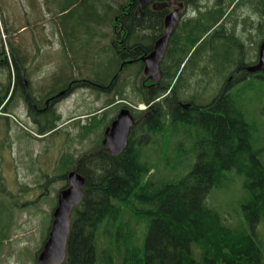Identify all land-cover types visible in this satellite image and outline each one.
<instances>
[{
  "label": "trees",
  "instance_id": "trees-1",
  "mask_svg": "<svg viewBox=\"0 0 264 264\" xmlns=\"http://www.w3.org/2000/svg\"><path fill=\"white\" fill-rule=\"evenodd\" d=\"M182 1L196 11V16L183 21V27L178 28L182 32L179 40L184 39L185 43L175 42L172 64L162 68L160 85L151 90L132 87L138 101L131 103H144L148 107L132 110L136 125L131 129L126 148L112 156L98 141L89 152L78 157H60L61 179L75 167L85 177L83 199L70 214L63 264H264V240L259 230L264 225V159L262 148L256 144V125L246 118L248 112L238 101L245 87L236 95V111L226 106L221 97L206 114L187 115L175 104L180 96L173 98L169 94L172 89L184 88L187 76L191 79L198 76V63L191 56L187 59V55H191V49H195L192 56L199 53L202 46L199 39L204 38L203 44L210 41L211 53L219 42L226 45L233 41L235 47L243 44L231 37L232 29V35H222L224 23L215 26L235 0L213 3L207 9L199 7V0ZM244 2L250 1L237 0L231 10L243 7ZM135 3L136 0H126L114 18L120 23L125 16L126 35L132 34L134 38L138 30H146L145 22L139 26L128 17L133 15ZM255 9L262 18V22L255 23L257 32L264 38V0ZM116 40L117 35L111 51L108 49L109 67L117 60L120 62ZM6 41L15 59V48L10 40ZM25 47L23 42L17 45L18 50ZM204 67L200 70H205ZM72 79L60 86L70 84ZM78 81L82 82L72 81L71 89L81 86ZM122 87H114V94L126 100ZM114 101V97L110 98L106 106ZM54 126L50 124L42 132L47 133ZM90 131L84 128L81 137ZM231 172L241 177L245 193L243 200L237 202L236 223L227 222L205 203L212 189L228 184ZM46 183L47 186L49 180ZM12 218L7 219L10 226ZM38 253L33 258L34 264Z\"/></svg>",
  "mask_w": 264,
  "mask_h": 264
},
{
  "label": "rangeland",
  "instance_id": "rangeland-1",
  "mask_svg": "<svg viewBox=\"0 0 264 264\" xmlns=\"http://www.w3.org/2000/svg\"><path fill=\"white\" fill-rule=\"evenodd\" d=\"M249 1L251 3L244 2L243 7H236L230 10V13V8L225 11L223 23L226 31L223 32L228 35L231 34V29L233 30L234 37H231L243 42L244 52L248 53L245 58L251 61L256 60L258 46L263 38L257 32L255 24L262 22L259 11L255 9L260 0ZM125 2L126 0H0V45L4 44L1 46L5 51L8 49L6 40H10L11 32L18 34L19 42L26 46L24 51L33 52L30 67H36L35 72L40 70L44 76L42 84L45 86V92L62 88L61 83L70 77H73L70 82L78 80L79 75L96 80H88L94 85L87 87V90L72 91L73 93L63 97L57 104L56 111L60 114L56 115L55 125L58 127L52 133L40 142L32 141L31 138L20 141L15 139L14 165L0 166V172L4 171L6 174V178L0 182V264H34L33 258L42 247L50 229L56 195L66 183L65 179L59 177L60 157H78L84 152H89L101 141L107 118H112L116 113L115 110L96 112L107 105V99L114 97V93L109 95L107 90L102 92L95 86V82L108 87L118 82L113 87L123 86L122 95L126 97L125 101L130 104L131 101H138L136 92L132 91V87L139 84L137 77H131L134 68L122 71L114 80L118 72V60L111 67L106 64V59L111 56L108 49L111 51L110 45L121 26L114 18ZM211 4L212 1L205 3L208 5L205 6L206 9L211 7ZM243 18L247 20L244 21ZM29 23L30 26L19 30L22 25ZM39 33L42 38L37 43L35 35ZM136 34L138 37L139 32ZM130 38L133 39L134 36ZM200 41L202 46L199 47V53L192 57L194 63L201 61L204 55L209 57L213 54L210 41L207 44H203L204 38ZM217 45L213 51L216 52V63H222L226 54L228 57L238 55L234 47L227 49L221 42ZM38 47L42 48L40 55H37ZM212 63L215 64L214 59L205 61L207 70L211 68ZM225 74L226 72H223L222 75L212 77L209 71L204 82L207 91L199 94L200 98H204L203 94H207L206 97L214 94V88L217 91L218 82L222 81ZM192 82L195 89H201L202 81ZM241 86L239 83L238 89ZM238 101L248 112L246 118L256 125V144L262 148L261 156L264 159V81L254 79L248 91ZM95 112L96 119H93L92 123L90 115ZM19 122L27 127L22 121ZM47 124H54V121L47 120L45 125ZM93 124L95 126L92 127ZM84 128H90L91 131L81 137ZM176 158L178 157L175 153L174 159ZM189 159L190 162L194 161V157ZM229 179L224 187L212 189L205 203L221 214L227 222L236 223L239 219L237 202L243 200L245 193L241 177L231 172ZM9 216L13 217L11 226L7 222ZM259 230L264 240V225H261ZM140 231L142 232L141 228Z\"/></svg>",
  "mask_w": 264,
  "mask_h": 264
},
{
  "label": "flooded vegetation",
  "instance_id": "flooded-vegetation-1",
  "mask_svg": "<svg viewBox=\"0 0 264 264\" xmlns=\"http://www.w3.org/2000/svg\"><path fill=\"white\" fill-rule=\"evenodd\" d=\"M210 1H213V3L215 4L225 2V0H199L198 5L200 8H202V6L204 7L205 3H210ZM161 2H165L169 4V6L161 9L153 8L154 4ZM179 5H181V7L178 21L175 24L174 29H172L171 31L172 34L170 33L171 36L169 35L170 38H167V48H165L163 57L161 59L162 63L161 60L158 63V67L161 63L159 69L162 70L164 66L168 67L172 64L175 42L178 41L185 43L184 39L182 40L180 38L179 40V35L182 34V32L181 30H178V28H180V26L183 27L184 23L182 22L193 17L192 14L195 11L185 1L152 0L145 6L141 7L140 15L136 16L135 12L138 7L136 0L133 15L128 17L135 21L139 26L145 22L146 30L142 32L138 30L139 36L131 39L130 37L133 36L132 34L126 35L127 33L126 28H124V18L120 21V24H122L121 30H119V32L116 31L115 33L117 35L116 41L120 47V62L118 67L119 72H121L126 67H130L132 69L134 68L131 77H137V80L139 81L138 85L144 87L145 89L151 90L156 88V86L160 85V81L163 78V73L161 72V76L157 81H152L148 75L144 74L145 65L147 63L143 61V58L148 56L155 49L156 43L164 34L166 16L171 11L177 9ZM125 15H128V13H126ZM221 30L226 31L224 25L223 29ZM223 36L228 35L227 33H223ZM234 45L236 44L232 41L229 44H226L225 47L227 49H229L230 46L234 47L238 54L236 55V57H234L233 55L228 57L226 54L224 57L226 59L223 58L222 63H216V52L211 54L209 57H206L205 55L202 56V60L198 62V76H194L193 79H191L190 76H187V85L184 88L178 89L177 91L172 89V91L169 93L170 95H172L173 98L175 97V95L180 96V99L176 100L175 104L187 115L206 114V112L212 108L214 101L220 100L221 97L224 98L223 102L226 106H230V109L232 108L235 110L237 102L236 95L238 93V84L240 83L242 84V86L248 87L255 78L264 77V72L252 73L248 70V67L254 65L257 62V57L256 60L251 61L246 59L245 57L248 55V53L244 52L243 45L239 44L236 47ZM179 52H181V50L178 51V53ZM9 55L10 51L5 52L2 46L0 45L1 167L3 164H5L6 166L14 165V143L16 142L15 139H18L20 141L27 140V138H31L32 141L36 142L44 140L45 133H43L42 131L46 127L45 121L53 120L55 122L56 115L60 114L58 111H56L57 104L63 99V97L67 96L69 92L72 91V84H68L63 88L59 89L58 91L51 90L45 92L44 84H42L44 76L42 75L40 70L35 72L37 70L36 67H34L33 69L25 63L20 62L19 64L17 59L14 61V58ZM187 59L185 60L183 65L186 63ZM207 59L209 61L214 59L215 64L212 63V66L209 70H207V67L205 70H200V68L205 66V61ZM219 65L221 68L220 71ZM207 71H210V75L212 77L216 76L217 74L222 75L223 72H226V74L224 75L222 81L220 83L218 82L219 85L217 91L216 88H214V94H211L208 97H206L207 94H203L204 98L201 99L199 94H202L207 91L206 85L204 84L205 76L208 74ZM193 80H195V83L199 80L200 82L202 81V87L200 90L195 89L194 83L192 82ZM95 83V86L100 88L102 92L107 90L108 93L109 89L111 88V86L108 87L103 86L102 84L98 85L97 82ZM93 85L94 84H92L91 86ZM60 91L62 93H60ZM120 102L121 101L116 100L108 107H118L119 111L121 107H123V103L121 102V104ZM116 114L112 116L110 120L109 117L107 118L108 120L106 122L104 131H106L107 127H109L112 120L115 119ZM14 118L17 121H22L24 124H26L27 127L24 126L26 129L21 128L19 125H17L14 121ZM4 177L6 178V174L4 173V171L0 172V182L3 181Z\"/></svg>",
  "mask_w": 264,
  "mask_h": 264
},
{
  "label": "water",
  "instance_id": "water-1",
  "mask_svg": "<svg viewBox=\"0 0 264 264\" xmlns=\"http://www.w3.org/2000/svg\"><path fill=\"white\" fill-rule=\"evenodd\" d=\"M152 0H138V7L135 15H140V8ZM169 6L167 3H156L154 9H161ZM181 5L170 12L165 18L164 34L156 43L155 49L145 58L144 74L148 75L152 81H157L161 72L158 63L163 57L166 41L172 29L178 21ZM264 70V40L260 44L258 52V62L250 67L249 71ZM134 125V118L130 111L122 108L106 129L102 144L108 149L112 156L119 155L127 146L130 128ZM68 187L61 190L57 196V204L52 213L51 228L48 237L43 244L38 256V264H62L66 258L67 236L70 230V212L78 205L83 198V186L85 178L76 169L67 174Z\"/></svg>",
  "mask_w": 264,
  "mask_h": 264
},
{
  "label": "crops",
  "instance_id": "crops-1",
  "mask_svg": "<svg viewBox=\"0 0 264 264\" xmlns=\"http://www.w3.org/2000/svg\"><path fill=\"white\" fill-rule=\"evenodd\" d=\"M122 6H124V5H122ZM30 22H31V20H30ZM31 24L29 23V24H25V25H22V27L21 28H19V30L20 29H24V28H27L28 26H30ZM37 26H39V25H37ZM36 26V27H37ZM36 29V28H35ZM12 35V39H10V42H11V44H12V48H15V54L14 55H16L19 59H20V61H21V63H25V64H27L28 66H30V63H31V57L33 56V52L31 51V52H26V51H24V48H21L20 50H18V48H17V45H19L20 44V42H19V40H20V38H18L19 36H18V34L17 33H13V32H11V34H10V36ZM115 36H116V34H115ZM41 36H40V33L38 34V35H35V40H36V42L38 43L39 41H41ZM35 40H34V43H36L35 42ZM8 42V41H7ZM113 43H114V40H113ZM112 43V44H113ZM41 44H42V42H41ZM41 51H42V48H40V47H38V49H37V55H40L41 54ZM116 52L118 53V51L116 50ZM120 55V54H119ZM27 66V67H28ZM121 73H122V71H121ZM71 78H73V77H71ZM77 80V79H76ZM78 80H83V81H86V80H91V79H89V78H87V77H82V75H79V79Z\"/></svg>",
  "mask_w": 264,
  "mask_h": 264
},
{
  "label": "bare ground",
  "instance_id": "bare-ground-1",
  "mask_svg": "<svg viewBox=\"0 0 264 264\" xmlns=\"http://www.w3.org/2000/svg\"><path fill=\"white\" fill-rule=\"evenodd\" d=\"M86 1H87V0H86ZM97 1H98V0H97ZM113 2H114V1H113ZM113 2H112V3H113ZM161 3H162V2H161ZM163 3H164V2H163ZM93 4H94V3H93ZM114 5H115V4H114ZM88 6H89V5H88ZM92 6H93V5H92ZM87 8H88V7H87ZM91 8H92V7H91ZM105 8H106V6H105ZM107 8H108V7H107ZM64 9H65V8H64ZM92 10H93V8H92ZM108 10H109V9H108ZM108 10H107V11H108ZM89 12H90V11H89ZM92 12H93V11H92ZM92 12H90V13H92ZM88 14H89V13H88ZM89 15H90V14H89ZM166 15H167V14H166ZM166 15H165V16H166ZM97 16H98V15H97ZM97 16H96V17H97ZM92 17H93V16H92ZM124 18H125V16H123L122 19H124ZM91 19H92V18H91ZM101 19H102V17H101ZM93 20H94V19H93ZM101 24H102V23H101ZM99 25H100V24H99ZM115 27H116V26H115ZM100 28H101V27H100ZM173 29H174V28H173ZM100 30H101V29H100ZM101 32H102V30H101ZM101 34H102V33H101ZM156 34H157V33H156ZM171 34H172V33H171ZM97 35H98V34H97ZM99 35H100V34H99ZM170 36H171V35H170ZM153 37H154V35H153ZM153 37H152V38H153ZM169 38H170V37H169ZM168 41H169V40H168ZM200 42H201V41H200V39H199V43H200ZM187 47H188V46H187ZM2 48H3V46H2ZM166 48H167V47H166ZM3 49H4V48H3ZM194 50H195V49H194ZM194 50L191 49V51H190L191 55L188 54V55H187L188 58H189L190 56H191V58L193 57V56H192V53H193ZM5 52H9V50H8V49H5ZM147 55H148V54H147ZM9 56H10V55H9ZM13 56L15 57V59H17V61H18L19 64H20V62H21L20 59H19L16 55H13ZM141 57H142V56H141ZM10 58H11V57H10ZM15 59H13V60L15 61ZM129 59H132V58H129ZM194 60H195V59H194ZM195 62H197V61H195ZM14 63H15V62H14ZM161 63H162V60H161ZM161 63H160V64H161ZM160 64H159V67L161 66ZM181 64H182V63H181ZM21 65H22V64H21ZM160 70H161V69H160ZM162 70H163V69H162ZM162 70H161V72H162ZM180 71H181V67H179L178 72H177V75L180 73ZM162 73H163V72H162ZM252 73H253V72H252ZM120 74H121V72H119V70H118V72L116 73V76L114 77V80H115ZM163 75H164V74H163ZM176 78H177V77H176ZM112 79H113V78H112ZM143 81H144V80H143ZM154 83H155V82H154ZM160 83H161V82H160ZM149 85H150V84H149ZM151 85H152V84H151ZM155 85H156V84H155ZM178 85H179V84H178ZM164 86H165V85H164ZM166 86H168V83H167ZM166 86H165V87H166ZM175 86H176V85H175ZM151 88H152V87H151ZM163 88H164V87H163ZM167 88H168V87H167ZM29 92H30V91H29ZM32 93H33V92H32ZM162 93H163V92H162ZM28 95H29V94H28ZM68 95H69V94H68ZM70 95H71V94H70ZM159 98H160V97H159ZM31 99H32V98H31ZM121 102H122V101H121ZM121 102H120V103H121ZM181 103H182V102H181ZM110 104H111V103H110ZM121 104H122V103H121ZM185 104H186V103H185ZM153 105H154V104H153ZM125 107H126V106H125ZM150 107H151V106H150ZM134 112H135V111H134ZM202 112H203V111H202ZM135 119H136V118H135ZM137 119H138V118H137ZM135 125H136V124H135ZM102 146H103V145H102ZM105 150H106V149H105ZM93 154H94V153H93ZM75 166H76V164H75ZM82 176H83V175H82ZM84 178H85V177H84ZM84 185H85V183H84ZM130 214H131V213H130ZM123 224H124V223H123ZM119 225H120V224H119ZM119 227H120V226H119ZM119 227H118V228H119ZM125 227H127V226H125ZM125 227H124V228H125ZM116 229H117V228H116ZM115 231H116V230H115ZM127 232H128V231H127ZM128 234H129V233H128ZM129 236H130V235H128V237H129ZM125 239H127V238H125ZM103 260H104V259H103Z\"/></svg>",
  "mask_w": 264,
  "mask_h": 264
}]
</instances>
